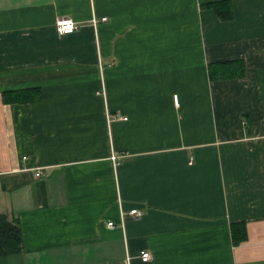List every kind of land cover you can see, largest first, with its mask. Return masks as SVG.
I'll return each mask as SVG.
<instances>
[{
  "label": "crops",
  "instance_id": "0c3cea01",
  "mask_svg": "<svg viewBox=\"0 0 264 264\" xmlns=\"http://www.w3.org/2000/svg\"><path fill=\"white\" fill-rule=\"evenodd\" d=\"M0 213V264H264V0H0Z\"/></svg>",
  "mask_w": 264,
  "mask_h": 264
},
{
  "label": "trees",
  "instance_id": "16d2710c",
  "mask_svg": "<svg viewBox=\"0 0 264 264\" xmlns=\"http://www.w3.org/2000/svg\"><path fill=\"white\" fill-rule=\"evenodd\" d=\"M222 19H230V11H222V7L228 5V1H216L210 3ZM229 10V9H228ZM240 68L233 66L232 63H224L218 74H214L210 66L209 77L212 79H226L234 76H241ZM41 98V92L38 88L26 90L7 91L2 94V101L5 104L34 102ZM37 177V176H36ZM230 238L233 246H237L246 240V228L243 222L230 225ZM22 251V234L17 222L10 221L4 214L0 213V256H9Z\"/></svg>",
  "mask_w": 264,
  "mask_h": 264
},
{
  "label": "built area",
  "instance_id": "2783aa9c",
  "mask_svg": "<svg viewBox=\"0 0 264 264\" xmlns=\"http://www.w3.org/2000/svg\"><path fill=\"white\" fill-rule=\"evenodd\" d=\"M55 30L60 35H66V34H70V33L74 32L76 30V26L71 19L59 18L56 20ZM113 157L114 156H112L111 158H113ZM128 214L131 215L132 217H137V216H139L140 213L138 211H136L135 209H133V210H130ZM106 226L109 228H112L114 226V224H113V222H107ZM139 258L142 262H147L150 260V254L148 252H145V251L140 252Z\"/></svg>",
  "mask_w": 264,
  "mask_h": 264
},
{
  "label": "bare ground",
  "instance_id": "6f19581e",
  "mask_svg": "<svg viewBox=\"0 0 264 264\" xmlns=\"http://www.w3.org/2000/svg\"><path fill=\"white\" fill-rule=\"evenodd\" d=\"M102 20L104 21L105 18H103ZM73 22H74V21H73ZM74 24H75V26H76V30H75V31H77V29H78L77 24H76L75 22H74ZM93 24L96 25V24H97V20H93ZM75 31H74V32H75ZM74 32H72V33H74ZM70 34H71V33H70ZM66 35H67V34H66ZM111 159H112V160H115V161L117 160L116 157H113V158H111ZM35 176H39V173H36ZM135 210H136V209H135ZM136 211H138V212L140 213L139 216H138V217H140V216H141V212H140L139 210H136ZM150 258H151V256H150Z\"/></svg>",
  "mask_w": 264,
  "mask_h": 264
},
{
  "label": "rangeland",
  "instance_id": "374dc122",
  "mask_svg": "<svg viewBox=\"0 0 264 264\" xmlns=\"http://www.w3.org/2000/svg\"><path fill=\"white\" fill-rule=\"evenodd\" d=\"M101 94V93H100ZM109 228V227H108ZM113 228V227H112Z\"/></svg>",
  "mask_w": 264,
  "mask_h": 264
}]
</instances>
